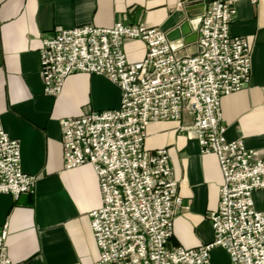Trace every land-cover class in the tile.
<instances>
[{
    "label": "built area",
    "instance_id": "obj_1",
    "mask_svg": "<svg viewBox=\"0 0 264 264\" xmlns=\"http://www.w3.org/2000/svg\"><path fill=\"white\" fill-rule=\"evenodd\" d=\"M235 12L232 0L210 1L191 55L178 54L167 33L143 23L76 26L42 40L46 95L60 93L77 71L107 77L121 92L118 108L61 121L64 167L88 163L99 182L102 203L90 213L96 264H212L215 246L227 252L228 264H264V211L253 200L254 191L264 189V147L227 139L221 120L223 96L251 76L252 45L230 31ZM126 38L144 42L141 60H128ZM185 109L193 120L186 128L203 154L216 155L223 178L218 206L208 214L214 238L196 248L168 246L184 198L167 147L145 146L152 121H179ZM20 146L0 123V192L14 199L33 192L36 181L21 167ZM6 238L3 227L0 264H14Z\"/></svg>",
    "mask_w": 264,
    "mask_h": 264
},
{
    "label": "crops",
    "instance_id": "obj_2",
    "mask_svg": "<svg viewBox=\"0 0 264 264\" xmlns=\"http://www.w3.org/2000/svg\"><path fill=\"white\" fill-rule=\"evenodd\" d=\"M233 36L252 45L251 76L237 92L221 99L227 139H242L251 149L264 147V0H232ZM208 0H0V123L20 141L21 167L36 176L33 192L14 199L0 192V231L7 229L8 254L14 264H96L90 213L102 203L94 168L84 163L65 168L62 124L93 110L118 108L119 87L102 75L75 72L57 95L44 93L39 49L42 40L61 29L82 25L143 23L169 36L180 55L198 50L197 28ZM186 33L180 27L185 25ZM130 62L141 60L145 44L124 39ZM185 109L179 121H152L148 150L166 148L178 193L188 208L174 219L168 246L196 248L213 240L208 214L218 206L223 182L215 154H203ZM254 207L264 211V189L253 194ZM212 264H228L219 246Z\"/></svg>",
    "mask_w": 264,
    "mask_h": 264
},
{
    "label": "water",
    "instance_id": "obj_3",
    "mask_svg": "<svg viewBox=\"0 0 264 264\" xmlns=\"http://www.w3.org/2000/svg\"><path fill=\"white\" fill-rule=\"evenodd\" d=\"M208 1H213V0H208ZM185 27H186V24L180 27V30L182 31V33H186L185 30H184Z\"/></svg>",
    "mask_w": 264,
    "mask_h": 264
},
{
    "label": "rangeland",
    "instance_id": "obj_4",
    "mask_svg": "<svg viewBox=\"0 0 264 264\" xmlns=\"http://www.w3.org/2000/svg\"><path fill=\"white\" fill-rule=\"evenodd\" d=\"M28 193V192H27ZM184 205H185V209H187L188 208V205L184 202ZM177 216V215H176ZM224 264V263H223Z\"/></svg>",
    "mask_w": 264,
    "mask_h": 264
}]
</instances>
